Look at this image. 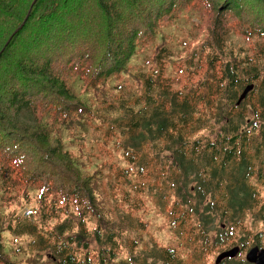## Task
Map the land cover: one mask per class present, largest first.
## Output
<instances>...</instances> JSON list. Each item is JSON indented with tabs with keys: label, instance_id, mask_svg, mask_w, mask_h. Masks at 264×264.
<instances>
[{
	"label": "trees",
	"instance_id": "16d2710c",
	"mask_svg": "<svg viewBox=\"0 0 264 264\" xmlns=\"http://www.w3.org/2000/svg\"><path fill=\"white\" fill-rule=\"evenodd\" d=\"M21 2L0 0V19L20 16ZM191 11L204 34L183 46L175 77L173 53L150 44ZM30 14L0 47V264H17L3 252L6 229L31 235L49 253L44 264H207L236 245L239 257L219 264H252L241 255L264 248V0H36ZM76 125L90 129L85 142L123 136L131 166L73 178L64 142ZM22 183L53 203L26 217L59 218L60 198L77 213L45 234L7 224L5 194ZM142 195L177 246L147 237Z\"/></svg>",
	"mask_w": 264,
	"mask_h": 264
},
{
	"label": "rangeland",
	"instance_id": "374dc122",
	"mask_svg": "<svg viewBox=\"0 0 264 264\" xmlns=\"http://www.w3.org/2000/svg\"><path fill=\"white\" fill-rule=\"evenodd\" d=\"M33 2L35 3L36 0H23V2L20 3L21 14L17 18L14 19L10 16H5L0 19V47L5 45L13 36V33L19 29L18 27L22 21L27 18L28 14H30L31 9L34 6ZM197 13L198 12L195 11L184 12L179 22L169 25L165 31L162 30L161 33L157 34L154 42L150 44L151 48L156 45H160L166 47L173 53L171 59L167 61V70L168 73L175 77L179 76L175 74L178 56H181V54H184L185 51L189 50V48H184L187 41L191 44L190 46H193L204 34L202 29H196L194 27L198 18ZM38 14L39 13L33 17H31L30 14L27 25L22 30L25 35L34 27V24L36 25L38 22ZM22 25L23 24H21V26ZM59 26L60 23L59 25L54 23L48 27V30L52 34L53 32L58 31ZM52 47H54V44H52ZM137 62L141 63L142 61L141 59H138ZM182 78L183 77L180 76V82L182 81ZM76 84L78 89L80 83ZM127 88L133 90L130 87ZM86 96L90 95L87 93ZM55 130L57 133L64 131L62 127H56ZM75 130L77 138L66 139V142H64L72 150V155L75 157L73 158L74 161H68V166H73V171H70L73 178L77 179V173L82 175L90 174L102 165H111L113 167L131 166L124 156V146H120L123 136L120 137L117 135L113 138L108 137V140H106L107 142L105 143L99 140L85 142L88 134H91L90 129L87 127L80 128L76 125ZM97 133L101 136V133L98 131ZM74 134L75 133H72L71 135L73 136ZM83 146L84 149H82ZM77 156L82 159V162L77 159ZM33 159H37V155H35ZM64 168L68 169L65 166V163ZM37 172L42 175L45 182L49 179V176L45 175L43 170L38 169ZM7 194L8 193L5 194L4 199L7 200L8 203L2 207V212L7 216V220L5 219L6 223H9L14 227L18 225L17 221H19V223H32L36 229L33 232L34 234L48 233L47 229L52 227L57 221H61V219L69 213H77V204H75L72 200H64L60 198L56 201V206L60 213L59 218L52 219L49 223H47L42 218L25 216L28 211L35 213L38 207H43V210L48 212L50 210V205L53 204L49 201V199L47 200V197H49L48 194H46L45 197H42L41 189L37 186V184L22 183L18 185L17 188L9 192V198ZM51 197L52 196L50 195V198ZM141 199H143L144 204L143 207L136 212V215L146 222L147 237H151L153 241L162 246H177V240L168 224V219L155 206L153 199L147 195H142ZM2 235L4 245L3 252L5 256L17 264H44L49 258L48 251L42 249L39 245H37V243H32L34 238L29 234H16L6 229L3 231ZM248 249L249 248H247L243 255H241L242 258L246 259L245 254ZM223 250H225V248L212 250L211 254L207 255V264H219L216 263V258ZM240 252L237 255H239ZM123 255L126 256L127 253L123 252ZM238 257L239 256L236 258Z\"/></svg>",
	"mask_w": 264,
	"mask_h": 264
},
{
	"label": "water",
	"instance_id": "95a60500",
	"mask_svg": "<svg viewBox=\"0 0 264 264\" xmlns=\"http://www.w3.org/2000/svg\"><path fill=\"white\" fill-rule=\"evenodd\" d=\"M253 88V85L247 87L240 96V100H242L248 93L250 89ZM240 251L239 246H232L221 251L216 258V263H220L225 258H233L236 257ZM245 258L248 262L253 264H264V248H260L259 246L255 245L248 249L246 252Z\"/></svg>",
	"mask_w": 264,
	"mask_h": 264
},
{
	"label": "flooded vegetation",
	"instance_id": "af4514ba",
	"mask_svg": "<svg viewBox=\"0 0 264 264\" xmlns=\"http://www.w3.org/2000/svg\"><path fill=\"white\" fill-rule=\"evenodd\" d=\"M215 234V232H211V235ZM246 255V254H245ZM234 258V257H233Z\"/></svg>",
	"mask_w": 264,
	"mask_h": 264
},
{
	"label": "bare ground",
	"instance_id": "6f19581e",
	"mask_svg": "<svg viewBox=\"0 0 264 264\" xmlns=\"http://www.w3.org/2000/svg\"><path fill=\"white\" fill-rule=\"evenodd\" d=\"M34 3V2H33ZM28 17V16H27ZM9 42V41H8Z\"/></svg>",
	"mask_w": 264,
	"mask_h": 264
}]
</instances>
